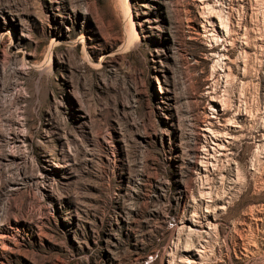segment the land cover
<instances>
[{"label": "rangeland", "instance_id": "obj_1", "mask_svg": "<svg viewBox=\"0 0 264 264\" xmlns=\"http://www.w3.org/2000/svg\"><path fill=\"white\" fill-rule=\"evenodd\" d=\"M180 263L264 264V0H0V264Z\"/></svg>", "mask_w": 264, "mask_h": 264}, {"label": "bare ground", "instance_id": "obj_2", "mask_svg": "<svg viewBox=\"0 0 264 264\" xmlns=\"http://www.w3.org/2000/svg\"><path fill=\"white\" fill-rule=\"evenodd\" d=\"M216 16V15H215ZM211 23H212V25L214 26V31L215 32H210V33H208L209 35L207 36V37H210L209 38V40H211V38H213V41H214V44L212 45L213 47H216L218 44L216 43V41L218 42V40H216L217 39V36L218 35H223V38L222 37H220L222 40H225L226 42L228 41H232V40H230L231 39V36H230V39L228 40V37H229V33H228V31H227V29H225V27H224V24L222 25V21H220V20H218V18H216V17H213L211 20ZM209 22V21H208ZM208 30V29H207ZM206 31V30H205ZM206 35H207V32L205 33ZM219 38V39H220ZM223 42V41H222ZM213 43V42H212ZM219 43H220V41H219ZM231 42H229V44H230ZM223 44H225V43H223ZM227 44V43H226ZM211 46V47H212ZM227 47L226 46H221V47H216V49H215V51H213L212 53H211V55L213 56V58H214V61H219L218 59H225V60H227L228 59V56H227ZM224 60V61H225ZM222 61V60H221ZM226 63V62H225ZM223 64H224V62H223ZM222 65V64H221ZM227 65V64H226ZM226 65H223V66H226ZM219 66V65H218ZM218 69V68H217ZM224 69V68H223ZM222 69V70H223ZM214 70H216V69H214ZM219 70V69H218ZM215 72H217V71H215ZM213 74H214V72H213ZM212 74V75H213ZM220 74V73H219ZM221 74H222V72H221ZM220 74V75H221ZM225 74V73H224ZM214 75H217V74H214ZM213 75V76H214ZM217 76H219V75H217ZM219 78V77H218ZM213 92V91H212ZM212 92L210 91V90H208L207 91V112L204 114V116H203V121H204V126H205V128H204V130L205 131H207V132H209V133H211V134H213V133H215V132H218V131H215L216 130V128H220V126L221 127H223L224 126V124L222 123V122H220V119L222 118H220V116L222 115V113H223V111H221V109L218 107V100L219 99H217V97H215L213 94H212ZM214 93V92H213ZM220 103V102H219ZM222 110H223V107H222ZM225 112V111H224ZM239 114V113H238ZM224 115V114H223ZM224 118V117H223ZM227 119H229L228 121L229 122H232V120L230 119V118H227ZM227 119H226V121H227ZM223 120H225V119H223ZM234 122V121H233ZM203 123V122H202ZM225 123V122H224ZM228 123V122H227ZM235 123V122H234ZM229 124H232V123H229ZM220 125V126H219ZM225 125H226V123H225ZM234 125V124H233ZM232 125V126H233ZM227 126V125H226ZM237 126V125H236ZM213 127H216V128H213ZM203 128V127H202ZM215 129V130H214ZM222 130V129H221ZM229 130V129H228ZM224 131V130H223ZM233 131V130H232ZM225 132V131H224ZM229 132V131H228ZM226 133V132H225ZM218 134V133H217ZM217 134H214V135H212V136H214V144L218 147V149H220L224 144H225V142H228V140L227 139H220V137H218L217 136ZM223 134V133H222ZM229 134V133H228ZM228 134H226L227 135V137H228ZM223 136V135H222ZM232 135L230 134V137H231ZM233 137V136H232ZM231 137V138H232ZM210 140V139H209ZM213 144V145H214ZM227 146V145H226ZM212 147V146H211ZM224 148V147H223ZM222 148V149H223ZM214 149V148H213ZM225 150H226V148H225ZM215 152H216V150H215ZM214 152V153H215ZM220 153H221V151H220ZM223 154H224V152H222ZM211 155V154H210ZM208 158V157H207ZM210 159V158H209ZM214 159V158H213ZM210 162V161H209ZM185 258V257H184ZM182 259H183V257H182ZM186 259V258H185ZM180 261H181V259H180ZM184 261V260H183ZM188 261H190V260H188ZM187 261V262H188ZM192 262V261H191ZM188 263H190V262H188ZM187 263V264H188ZM194 263V262H193ZM181 264V263H180ZM183 264H185V263H183Z\"/></svg>", "mask_w": 264, "mask_h": 264}]
</instances>
